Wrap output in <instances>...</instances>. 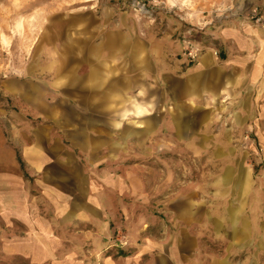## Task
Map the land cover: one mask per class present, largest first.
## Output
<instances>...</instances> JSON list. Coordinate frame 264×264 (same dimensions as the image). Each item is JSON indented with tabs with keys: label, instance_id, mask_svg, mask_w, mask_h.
<instances>
[{
	"label": "rangeland",
	"instance_id": "1",
	"mask_svg": "<svg viewBox=\"0 0 264 264\" xmlns=\"http://www.w3.org/2000/svg\"><path fill=\"white\" fill-rule=\"evenodd\" d=\"M3 15L42 24L25 45L0 36V264H110L151 240L181 264H264V0H0ZM112 23L122 60L150 70L152 133L121 119L118 147L90 136L114 150H73L64 68L97 62ZM98 192L117 196L107 234L87 221Z\"/></svg>",
	"mask_w": 264,
	"mask_h": 264
},
{
	"label": "crops",
	"instance_id": "2",
	"mask_svg": "<svg viewBox=\"0 0 264 264\" xmlns=\"http://www.w3.org/2000/svg\"><path fill=\"white\" fill-rule=\"evenodd\" d=\"M110 29L112 36L107 38L105 47L96 48L97 62H89L86 65L81 62L78 67L71 62L69 67L66 64L64 68V135L73 150L97 152L110 149L112 151L114 150L113 140L110 145L105 146L91 140L90 136L102 134L103 128H111L108 133L117 136L116 146L118 147L120 120L125 119L124 114L135 113L138 106L147 107L152 113L150 70H146V67L142 65L145 63L144 61L135 58L134 52L129 53V48L123 58L125 61L122 60L119 25L112 23ZM86 54L87 60H91L92 53L88 50ZM125 78L134 80L135 88L138 89L134 90L135 92L128 91L127 95L132 94V98L121 100L120 82ZM140 79H143V87L135 84ZM151 117L152 114L142 117L133 114L126 119L136 122L133 126L140 132L150 135L152 133ZM89 156L91 155L89 154ZM91 164L93 166L97 163L92 161L86 163L87 166H91ZM98 165H103V163ZM104 165H110V163L107 162ZM111 165L113 164L111 163ZM92 197L90 200L88 197L85 202L89 215L87 221L101 224V230L107 234L110 228L109 225L107 226L108 222L104 215L116 212L115 209L118 205L115 199L117 200V196L98 192L92 194ZM163 245L164 242L151 240L140 246L133 255H129L124 261V258L121 257L112 258L110 264H181L178 255L168 254L167 246L162 249Z\"/></svg>",
	"mask_w": 264,
	"mask_h": 264
},
{
	"label": "bare ground",
	"instance_id": "3",
	"mask_svg": "<svg viewBox=\"0 0 264 264\" xmlns=\"http://www.w3.org/2000/svg\"><path fill=\"white\" fill-rule=\"evenodd\" d=\"M85 1H90V0H85ZM16 6H19V4H17ZM0 21H1L0 36L2 38L3 45H9L10 43L6 35V32L9 31V28L11 29L13 34H16V36H20L24 40L23 44L25 45L26 43H29V39L31 38V35H33V33H35L36 31H38V29L41 28V24H42L40 21V17H38V15L37 16L31 15L28 20H25L23 18H18L14 21L13 25L9 24V20H7V16L5 15H3ZM60 31L62 32V30ZM1 53L2 52L0 50V55H2Z\"/></svg>",
	"mask_w": 264,
	"mask_h": 264
},
{
	"label": "clouds",
	"instance_id": "4",
	"mask_svg": "<svg viewBox=\"0 0 264 264\" xmlns=\"http://www.w3.org/2000/svg\"><path fill=\"white\" fill-rule=\"evenodd\" d=\"M136 115L137 117H142L145 115H151L152 113L149 111V109L147 107H137V110L135 111V113L132 112H128L124 114V118L126 119L128 116L130 115Z\"/></svg>",
	"mask_w": 264,
	"mask_h": 264
},
{
	"label": "built area",
	"instance_id": "5",
	"mask_svg": "<svg viewBox=\"0 0 264 264\" xmlns=\"http://www.w3.org/2000/svg\"><path fill=\"white\" fill-rule=\"evenodd\" d=\"M117 240H120L121 242L123 243H127V236L122 234V231H118V234H117Z\"/></svg>",
	"mask_w": 264,
	"mask_h": 264
},
{
	"label": "trees",
	"instance_id": "6",
	"mask_svg": "<svg viewBox=\"0 0 264 264\" xmlns=\"http://www.w3.org/2000/svg\"><path fill=\"white\" fill-rule=\"evenodd\" d=\"M19 161L21 163V165L23 166V161L21 160V158L19 157Z\"/></svg>",
	"mask_w": 264,
	"mask_h": 264
}]
</instances>
